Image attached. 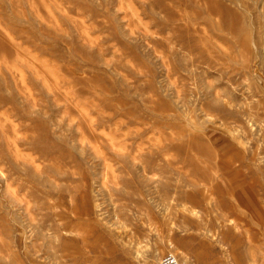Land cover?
Listing matches in <instances>:
<instances>
[{
	"label": "clouds",
	"instance_id": "clouds-1",
	"mask_svg": "<svg viewBox=\"0 0 264 264\" xmlns=\"http://www.w3.org/2000/svg\"><path fill=\"white\" fill-rule=\"evenodd\" d=\"M0 264H264V0H0Z\"/></svg>",
	"mask_w": 264,
	"mask_h": 264
}]
</instances>
